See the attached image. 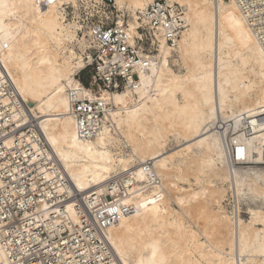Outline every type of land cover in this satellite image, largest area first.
I'll use <instances>...</instances> for the list:
<instances>
[{"label": "bare ground", "instance_id": "bare-ground-1", "mask_svg": "<svg viewBox=\"0 0 264 264\" xmlns=\"http://www.w3.org/2000/svg\"><path fill=\"white\" fill-rule=\"evenodd\" d=\"M115 1L132 44L154 0ZM166 2L181 37L159 26L136 85L97 92L79 77L90 44L64 16L76 0H0V87L14 94L0 101L10 122L35 120L59 193L131 209L106 231L109 264H264V0ZM71 92L106 105L97 136L79 133Z\"/></svg>", "mask_w": 264, "mask_h": 264}, {"label": "built area", "instance_id": "built-area-1", "mask_svg": "<svg viewBox=\"0 0 264 264\" xmlns=\"http://www.w3.org/2000/svg\"><path fill=\"white\" fill-rule=\"evenodd\" d=\"M182 13L181 8L168 6L166 0H154L140 13V35L131 44L126 33L128 13L119 12L115 0H76L75 6L67 5L65 19L79 23V35L86 37L93 56L80 72L81 76L92 70L90 80L82 82L97 92L101 88L114 91L134 87L141 54L157 49L158 27L164 26L167 42L174 45L185 29ZM143 60L146 66V58ZM5 88L0 87V98L9 92L8 85ZM70 98L79 133L97 136L108 110L106 105L99 100L81 99L75 92ZM6 108L0 101V242L10 263L109 264L116 253L106 231L131 209L109 206L111 201L102 204L95 195L86 200L75 190L59 193L42 173L53 170L54 162L42 157L37 148L39 144L44 151L50 150L49 144L36 135L35 120L10 122L11 111ZM7 137L14 138L15 148L7 145ZM71 203L74 218L66 211Z\"/></svg>", "mask_w": 264, "mask_h": 264}, {"label": "rangeland", "instance_id": "rangeland-1", "mask_svg": "<svg viewBox=\"0 0 264 264\" xmlns=\"http://www.w3.org/2000/svg\"><path fill=\"white\" fill-rule=\"evenodd\" d=\"M91 75H92V70H88V71H85L84 73H82L80 77H81V80L82 81L88 83V81L90 80ZM234 206H235V204L233 203L232 200L225 202V207L230 212L233 210V207ZM246 207H247V205L246 204H243V213H246V211H247L246 210L247 209ZM246 216H247V214H246Z\"/></svg>", "mask_w": 264, "mask_h": 264}, {"label": "trees", "instance_id": "trees-1", "mask_svg": "<svg viewBox=\"0 0 264 264\" xmlns=\"http://www.w3.org/2000/svg\"><path fill=\"white\" fill-rule=\"evenodd\" d=\"M86 83V82H85ZM87 84V83H86Z\"/></svg>", "mask_w": 264, "mask_h": 264}]
</instances>
